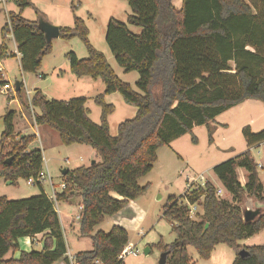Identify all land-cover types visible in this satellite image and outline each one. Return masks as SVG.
I'll list each match as a JSON object with an SVG mask.
<instances>
[{"label": "trees", "instance_id": "obj_1", "mask_svg": "<svg viewBox=\"0 0 264 264\" xmlns=\"http://www.w3.org/2000/svg\"><path fill=\"white\" fill-rule=\"evenodd\" d=\"M11 1L18 11L6 13L0 29V59L10 55L9 34L21 54V71L35 73L52 50L51 40L39 27V19L46 18L38 9L36 20L22 16V11L33 5L32 0ZM126 1L131 14L126 22L108 20L105 42L125 72H137L135 88L120 80L104 54L92 46L81 17L74 15L71 27L59 26L58 37H79L88 53L79 58L69 51V71L77 77L100 78L104 83L103 92L93 98L101 108L99 123L90 119L86 97L48 99L35 88L28 103L22 90L17 91L24 109H37L33 113L36 125L57 132L63 145L86 144L99 156L88 165L66 170L63 179L70 185L57 194L60 201L72 197L73 190L81 197L79 232L90 236L92 246L74 254L76 264H94L96 259L101 264H121L117 256L128 243L127 230L119 225H113L109 232L93 233V229L147 189L148 184L141 186L138 181L152 169L161 146L192 133L195 125L207 126L211 142L209 123L216 116L247 99L264 103V0H182L179 9L172 0ZM128 25L141 27L140 33H133ZM115 91L137 111L119 123L117 134L112 136L108 116L114 106L106 102L105 95ZM15 115V109L2 115L0 136V178L11 183L36 176L42 166L41 149L28 148L36 135L15 134ZM242 134L249 147L264 142V127L252 131L246 125ZM191 141L197 143L193 134ZM238 168L246 170L244 185ZM211 170L231 198L220 195L210 180L184 191L185 202L174 195L168 197L163 216L169 220L175 239L156 244L160 252L167 253L166 264H193L188 246L199 258L208 259L218 244L235 252L232 264H264V244H239L264 228V212L244 220L240 205L244 196L264 203V188L250 149ZM38 187L39 194L26 198L0 196V264H53L67 252L58 213L42 186ZM190 205L201 208L195 218L189 215ZM38 233L44 236L41 250H22L18 258H5L9 251L18 249V238Z\"/></svg>", "mask_w": 264, "mask_h": 264}, {"label": "rangeland", "instance_id": "obj_2", "mask_svg": "<svg viewBox=\"0 0 264 264\" xmlns=\"http://www.w3.org/2000/svg\"><path fill=\"white\" fill-rule=\"evenodd\" d=\"M32 2L33 5L26 7L21 13L24 18L29 20L38 19L36 9L42 12L46 21L57 26L71 27L73 26V16L77 15L81 17L88 29V39L92 46L104 54L120 80L130 83L135 88L134 82L138 77L137 72H125L117 64L105 42L108 20L115 18L126 22L127 16L131 14L126 0H80V4L78 0H74L73 3L71 0H32ZM172 3L179 9L182 5V0H172ZM9 11L17 12V5L11 0H0V25L3 22L5 23L6 13ZM128 27L136 34L141 31V27L139 26L128 25ZM6 38L7 43H13L9 34H7ZM51 43L52 49L54 44V49L45 55L47 65L51 69L53 66L60 64L59 66L67 70V72L62 78H55L57 76L54 74L49 79L50 84L46 87L47 96L55 99H70L81 95L87 96L85 106L89 110V117L93 122L99 123L101 108L94 102L93 98L103 92V81L100 78L92 80L91 77L87 76L86 78L89 81L87 82L84 78L75 76L68 70V63L65 60L66 54L69 51H73L79 58L87 57L88 53L83 42L79 37H73L71 39L55 37L51 39ZM11 61H13L14 66L12 71L7 75L8 81L14 83L17 80L21 81L23 79L25 84L22 88L21 95L24 100H27L25 91L30 90V96H32V91L34 90L33 84L38 80L36 76L38 71L35 73L21 72L15 60ZM91 81L95 82L91 83ZM43 84L45 83H39L41 86ZM9 95H6V97L10 98ZM6 97L0 93V136L3 130L2 115L10 107L17 109V103L14 101L11 102L9 108L7 107L8 102ZM105 100L114 106L113 112L108 116V127L109 133L115 136L119 123L132 118L136 114L137 108L125 103L117 91L108 95L106 94ZM19 102L22 106L21 100ZM247 104V110L241 114H236L234 112L235 110H233V112H226L218 118V121L227 120L230 122L229 129L224 128L223 125L217 126V129L215 127L217 132L226 134V139L229 140V146L226 149H224V146H226L228 141L217 139L215 142H209L207 126L195 125L192 133H186L179 137L178 140H175L171 144L161 146L157 150V161L154 163L150 172L138 181L141 186L148 184L147 189L134 198L135 202L128 208L133 212V215L128 216V212L126 211L125 213L127 215L122 216L120 218V224H118L124 228L126 227L125 229L127 230L129 240L135 245L138 253L136 256H127L124 264H158L161 252L156 244L160 240L164 243H170L175 239V234L171 232L169 220L163 216V206L168 197L174 195L179 200L185 202L182 194L191 182L195 186L202 181L210 180L217 186L219 181L211 169L215 164L242 152L244 148L243 144L246 140L241 128L248 124L251 130L259 131L264 127V103L259 100L249 99L247 100ZM33 110L36 112L35 109ZM29 116L31 121L34 122L32 111H29ZM32 122V126L27 127L23 135L33 134L34 130L40 132V137L37 136L36 140L28 148L41 149L40 147H42L44 149L42 151V155L44 156L43 169H48L49 175L52 177V181L57 189L59 188V183L64 180L62 174L63 169L72 170L81 165H88L93 160H99L98 154L91 146L86 144L63 145L59 141L57 132L45 126L36 125L35 122V125H33ZM240 124L242 127H240ZM209 128L213 133V128ZM44 132L47 135H43ZM192 134L198 140L196 144L191 141ZM258 149L264 150V146L252 148L251 153L255 161H260L263 164L262 168H258L260 177L262 178L264 175V153H259ZM66 159H68V163ZM237 171L239 179L245 180L246 170L238 168ZM7 181L9 180L0 178V196H6L8 199L26 198L41 192L38 185H29L23 178H18L10 184H6ZM44 189L50 192V186L47 182L44 184ZM113 195L119 197L116 193H113ZM222 195L230 198V195L228 193L226 194L225 191H223ZM247 198L249 196H244V204H246ZM80 200V194L77 193L73 195L71 198L72 203L68 205L76 213H78ZM58 205L61 211L64 208H68L67 204L62 201ZM198 209L201 211L199 206H196L193 211L194 218L196 217V211ZM257 210L258 212H264V207L258 208ZM64 218L63 213L61 219L63 228H65V239L70 252L74 254L81 250L90 249L92 246L90 236L80 234L78 222L73 221L75 223L74 227L68 228ZM113 224H115V220L111 216H106L102 223L94 227L93 233L98 230L109 232ZM254 237V240L260 244L264 242L260 234ZM23 241L24 239L18 240V249L14 251V258H18L19 256L17 254L22 250L42 249L43 242L33 243L28 250ZM146 248H148L147 253L144 252ZM228 251H231V248L226 244H218L211 255V259L207 261L199 258L193 247H188V253L193 264H231L226 255ZM11 254L12 252L9 251L5 257L9 258ZM61 263L60 259L53 264Z\"/></svg>", "mask_w": 264, "mask_h": 264}, {"label": "crops", "instance_id": "obj_3", "mask_svg": "<svg viewBox=\"0 0 264 264\" xmlns=\"http://www.w3.org/2000/svg\"><path fill=\"white\" fill-rule=\"evenodd\" d=\"M34 1V0H33ZM78 2H79V4H80V0H78ZM48 19V18H47ZM3 24H4V22H3ZM3 24H1L0 25V28L2 27V25ZM10 37H11V35H10ZM11 39H12V37H11ZM13 43L12 44H10V43H8V47H9V51H8V53H10V55L9 56H6V57H4V58H2V59H0V67L3 69V74H2V76L0 75V81H3V82H6V81H8V77H7V75H8V73H10L11 71H12V68H13V66H14V63H13V61H11V60H15V62H16V65H17V67H19V69H20V57H21V54L18 52V50H17V45H16V43L13 41V39L11 40ZM53 49H54V44H53ZM53 49H52V51H53ZM52 53V52H51ZM45 58H46V56L43 58V60H42V64H41V67H40V69L38 70V72H37V74H36V76H37V78H38V80L37 81H35V83L33 84V87H34V89L35 88H37V89H39V90H41V92L48 98V99H55V98H50V97H48L47 96V94H46V87H48L49 86V79L50 78H52V76H54V74H55V76H57V77H55V78H62L64 75H66V72H67V70H64V69H62L59 65L60 64H57V65H55V66H53V68H49V66L47 65V63H46V61H45ZM65 60H66V62L68 63V60H67V58H65ZM21 70V69H20ZM56 70L58 71L57 73H56ZM68 70H69V65H68ZM22 72V71H21ZM24 73H29V72H24ZM39 75H41L40 77H39ZM87 76H81V77H79V78H84V80H86L87 82H89L88 81V79L86 78ZM92 80H96V79H92ZM40 82H42V83H45V84H43V86H41V85H39V83ZM92 82H95V81H91V83ZM1 84V83H0ZM32 93H33V91H32ZM108 95V94H107ZM10 96V98H7L6 97V95H5V97H6V100H7V107L9 108V106H10V104H11V102L12 101H14V102H16L17 103V109L16 108H12V107H10L9 109H16V115H15V118H14V132H15V134L17 133H19V134H23L24 132H25V130H26V128L27 127H31L32 126V124H31V118H30V116H29V111L31 112L32 111V113H34L35 111L33 110V109H35L36 111H37V109L36 108H34V107H31L29 110H26V109H24L22 106H21V104H20V102H19V99L16 97V99H11V95H9ZM81 96H83V97H86V99H87V96H84V95H81ZM77 97H79V96H77ZM55 100H68V99H55ZM247 100H249V99H247ZM247 100H244L243 102H241V103H239V104H237V105H235V106H233L232 108H230V109H228V110H226L225 112H223V113H221V114H219L218 116H216V118L213 120V121H211L210 123H209V127H212L213 128V133H212V141L211 142H215L217 139H221V140H223V141H228L227 143H226V146H224L225 148L224 149H226V147L227 146H229L228 145V143H229V140L228 139H226V134H223V133H221V132H217V126H220V125H223L224 126V128H226V129H229L230 128V122H228L227 120H222V121H218V118L222 115V114H225L226 112H233V110H235L234 112L236 113V114H241V113H243L244 111H246L247 110ZM252 100H257V99H252ZM260 101V100H259ZM89 111V110H88ZM231 115V114H230ZM232 117V116H231ZM33 123V125H35L34 124V122H32ZM215 123L217 124L216 126H215ZM248 125V124H247ZM246 126V125H245ZM249 127H250V125H248ZM215 127H216V129H215ZM239 127V126H238ZM240 127H242L241 126V124H240ZM244 127V126H243ZM242 127V128H243ZM241 128V129H242ZM251 128V127H250ZM193 129H194V127H193ZM192 129V130H193ZM208 129V128H207ZM253 131V130H252ZM33 134H35L36 135V137L38 136V137H40V132H38V130H34V133ZM43 135H47V133L46 132H44L43 133ZM46 137V136H45ZM181 137V136H180ZM36 140V139H35ZM35 140H33V141H35ZM175 140H178V138L177 139H175ZM175 140H173L172 142H174ZM32 141V142H33ZM38 141H40V139H38ZM198 141V140H197ZM172 142H170L169 144H171ZM75 144H77V143H74V144H71V145H75ZM196 144V143H195ZM77 145H80V144H77ZM244 146V148H243V150H242V152L243 151H245V150H247V149H250V151L252 150V148H255V147H259V146H264V142H261V143H259V144H256V145H253V146H248L247 145V143L245 142L244 144H243ZM67 146V145H66ZM218 147H219V145H217ZM41 148V152L42 151H44V149L42 148V147H40ZM258 152L259 153H264V150H261V149H258ZM240 153V152H239ZM238 153V154H239ZM263 157H264V155H263ZM42 158H44V156L42 155ZM44 160V159H43ZM42 160V167H43V164H44V161ZM254 160H255V158H254ZM66 162L68 163V159H66ZM256 163H257V165H258V168H262L263 167V164L259 161H256ZM46 164V163H45ZM258 172H259V170H258ZM237 173H238V171H237ZM238 177H239V174H238ZM263 178V179H262ZM260 177V174H259V179H260V182H261V184H262V186H263V188H264V175H263V177ZM240 180V182H241V184L242 185H244V183L246 182V178H245V180H241V179H239ZM245 181V182H244ZM11 182H9V181H7L6 182V184H10ZM204 183V181H202V182H200V184L202 185ZM216 185V184H215ZM217 187H218V190H221V192H220V195H222V193H223V191H224V189H223V187H222V185H221V183L219 182V183H217ZM42 189H43V191L46 193V194H48L49 192H47L45 189H44V184H42ZM74 194L73 195H75V194H77L78 193V191H75V190H73L72 191ZM113 194V193H112ZM226 194H227V192H226ZM229 194V193H228ZM230 195V194H229ZM114 196V195H113ZM223 196V195H222ZM73 197V196H72ZM72 197H70L68 200H65V201H62V202H65L66 204H67V206L68 205H70L72 202H71V198ZM225 197V196H224ZM117 198H121L120 196L119 197H117ZM227 198V197H226ZM230 198H231V196H230ZM230 198H227V199H230ZM250 198V199H249ZM249 198H247V200H246V204H244L243 203V201H242V203L240 204L241 205V207H242V209L244 210V209H258V208H263L264 206V204L263 203H261V202H259L258 200H255V199H253L252 197H249ZM61 201L60 200H58V203H60ZM135 202V200L134 199H129L128 200V203L126 204V206L124 207V208H122L120 211H118L117 213H115L114 215H112L111 217L115 220V224H113V225H118V224H120L119 222H120V218H122V216H125V215H127L125 212L127 211L128 212V216L129 215H133V212L130 210V209H128V208H130V206H131V204H133ZM249 202V203H248ZM59 206V205H58ZM81 205H80V203H79V207H80ZM79 207H78V213H76L75 211H73V210H71L70 209V207L68 206V208H64V210H60V208H59V211H57V213H58V216H59V219H60V223H61V227H62V230H63V234H64V237H65V233H64V229L65 228H63V224H62V219H61V216L63 215V213H64V216H65V218H64V220L66 221V223H67V227L68 228H73L74 227V222H78V220H77V215L79 214ZM200 209H198L197 211H196V213H201V211H199ZM76 219V220H75ZM74 221V222H73ZM78 226H79V223H78ZM120 226V225H119ZM79 228V227H78ZM126 228V227H125ZM45 232H47V231H45ZM43 234V233H42ZM260 234V236H262V238L264 239V228L263 229H261L260 231H258V232H256L255 234H253V235H251V236H249V237H246V238H244V239H241L240 241H239V244H241V245H245V246H253V245H260V243L259 242H257V241H255L254 240V236H257V235H259ZM23 240L24 239V245L27 247V249L29 250V248L32 246V244L33 243H31L29 240H28V236H25V237H20V238H18V240ZM65 242H66V239H65ZM36 243H39V242H36ZM128 243H132L129 239H128ZM262 244H264V242L262 243ZM66 246H67V243H66ZM189 247V246H188ZM188 247H187V249H188ZM216 247V246H215ZM215 247H214V249L212 250V252H211V254H210V257L208 258V259H204V260H207V261H209L210 259H211V255H212V253H213V251L215 250ZM27 249H25V250H27ZM67 253L68 254H70V255H73L74 256V254H72L71 252H70V250H69V248H68V246H67V252L65 253V255L61 258V264H70V260H69V257H68V255H67ZM19 254L20 253H18L17 255L19 256ZM12 256L14 255V252H12V254H11ZM226 255H227V258L229 259V261H230V263L232 264V261H233V259H234V257H235V252L231 249V251H228L227 253H226ZM17 256V257H18ZM6 258V257H5ZM60 260V259H59ZM58 261V260H57Z\"/></svg>", "mask_w": 264, "mask_h": 264}, {"label": "built area", "instance_id": "obj_4", "mask_svg": "<svg viewBox=\"0 0 264 264\" xmlns=\"http://www.w3.org/2000/svg\"><path fill=\"white\" fill-rule=\"evenodd\" d=\"M3 74V69L0 67V75L2 76ZM41 75H39L40 77ZM24 81L23 79L20 81V89L22 90L23 86H24ZM0 93H2L3 95H11L12 98L11 99H16L17 97V91H16V87H15V82L14 83H10L9 81L3 82L2 84H0ZM25 94L27 96V102L30 103L31 100V96H30V90H26ZM32 107V106H31ZM44 158H42L43 160ZM44 161V160H43ZM194 180V179H193ZM192 180V181H193ZM48 183L50 186V192L47 194L49 199L53 202V205L56 209V211H59L58 208V199H57V194L62 193L63 190L65 188H67L68 185H70L69 183L65 182L64 180H62L59 183V188L57 189L55 187V184L52 181V177L49 175L48 169L45 168V170L43 169V167L41 166V169L39 170V172L36 174V176L30 177L26 180V183L29 185H41ZM205 182V181H204ZM201 185V184H200ZM193 187L192 182L188 185L187 189L185 191L189 192L191 191ZM217 192L220 194L221 190H217ZM196 205H190V211H189V215L190 217H193L195 215H193V211L195 210ZM81 209V206L79 207V210ZM77 219L79 218V214L76 217ZM44 236L42 233H38L32 236H28V240L31 243H36V242H43ZM137 253V249H135V245L133 243H127L122 250L120 251L119 255L117 256V259L119 261H121V264H124V260L126 259L127 256H136ZM69 260H70V264H76L75 262V258L73 255L68 254ZM94 264H101V262L96 259L94 261Z\"/></svg>", "mask_w": 264, "mask_h": 264}, {"label": "water", "instance_id": "obj_5", "mask_svg": "<svg viewBox=\"0 0 264 264\" xmlns=\"http://www.w3.org/2000/svg\"><path fill=\"white\" fill-rule=\"evenodd\" d=\"M39 27L44 31L45 37L47 40H51V39L59 36V26L51 24L50 22H48L46 20L39 19ZM15 87H16V91H18L20 89V81H18V80L15 81ZM10 159L11 158H8V159H6V161L9 162ZM92 162H94V160ZM66 170L67 169H63L62 174H65ZM257 213H258L257 209H244L243 210V219L244 220H250ZM144 252L147 253L148 248H146L144 250ZM242 253H243V251L239 252V254H242ZM166 260H167V253L161 252L159 260H158V264H166Z\"/></svg>", "mask_w": 264, "mask_h": 264}]
</instances>
